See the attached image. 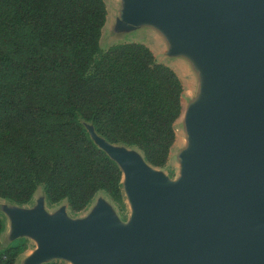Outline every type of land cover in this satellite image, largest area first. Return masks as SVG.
Listing matches in <instances>:
<instances>
[{
  "label": "water",
  "instance_id": "95a60500",
  "mask_svg": "<svg viewBox=\"0 0 264 264\" xmlns=\"http://www.w3.org/2000/svg\"><path fill=\"white\" fill-rule=\"evenodd\" d=\"M115 22L154 27L197 76L179 176L86 124L121 170L128 218L102 196L82 216L49 213L42 191L0 210L6 245L34 241L20 264H264V0H120Z\"/></svg>",
  "mask_w": 264,
  "mask_h": 264
},
{
  "label": "trees",
  "instance_id": "16d2710c",
  "mask_svg": "<svg viewBox=\"0 0 264 264\" xmlns=\"http://www.w3.org/2000/svg\"><path fill=\"white\" fill-rule=\"evenodd\" d=\"M106 15L104 0H0L1 199L25 205L41 188L78 213L104 191L123 210L121 170L84 123L153 167L166 163L182 83L142 43L102 50ZM26 249L0 243V264Z\"/></svg>",
  "mask_w": 264,
  "mask_h": 264
},
{
  "label": "rangeland",
  "instance_id": "374dc122",
  "mask_svg": "<svg viewBox=\"0 0 264 264\" xmlns=\"http://www.w3.org/2000/svg\"><path fill=\"white\" fill-rule=\"evenodd\" d=\"M107 10L106 22L102 28V33L100 36L99 46L102 50H106L112 45L127 43V42H138L146 45L153 53L155 59L163 63L170 68H172L177 76L179 77L182 86H183V94L181 99V112L179 117L176 119L174 123V131H175V140L173 145L170 148L167 161L162 167H155L157 170L163 172L168 178L175 179L179 176L180 173V160L179 153L186 147L187 145V136L185 131V126L182 120L183 110L190 104L191 100L195 97L198 92V79L194 71L191 70L189 64L180 57H171L165 53V44L162 40V37L154 30L150 25H138L133 29H126L125 31L117 32L114 23L115 18L118 16V9L120 7V0H104ZM89 123H84V126ZM94 128V127H93ZM86 131L93 141L91 134L86 126ZM96 134H98L95 131ZM99 135V134H98ZM100 136V135H99ZM115 145H123L116 143ZM126 146V145H123ZM130 147V146H127ZM135 148V147H130ZM137 149V148H135ZM138 150V149H137ZM141 153V152H140ZM123 199L125 202V208L121 210L119 206H117L104 191H99L95 194L94 201H92L84 210L74 213L71 212L69 207L67 206V213L69 217H76L85 215L88 210L92 207L97 197L102 196L105 199H108L112 204V207L116 209L118 215L126 220L130 214L131 208L126 200L124 191L121 187ZM42 189L38 188L34 193L33 198L29 202V205L33 204L38 198L42 197ZM110 199V200H109ZM47 200V199H46ZM45 200V208L47 212H54L57 207L64 205L66 203L65 200H62L55 204H50ZM4 205H13V203L6 199L0 198V210H2ZM0 217L4 221V228L0 233V243L2 245H6L10 242V238H7V230L8 226H6V216L0 213ZM15 243H25L27 249L17 257L16 264H20V259H23L24 256L28 255L31 250L36 246L33 240L29 238H21L17 239L13 242ZM69 264V263H67Z\"/></svg>",
  "mask_w": 264,
  "mask_h": 264
},
{
  "label": "bare ground",
  "instance_id": "6f19581e",
  "mask_svg": "<svg viewBox=\"0 0 264 264\" xmlns=\"http://www.w3.org/2000/svg\"><path fill=\"white\" fill-rule=\"evenodd\" d=\"M5 224V223H4Z\"/></svg>",
  "mask_w": 264,
  "mask_h": 264
}]
</instances>
